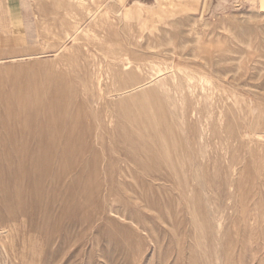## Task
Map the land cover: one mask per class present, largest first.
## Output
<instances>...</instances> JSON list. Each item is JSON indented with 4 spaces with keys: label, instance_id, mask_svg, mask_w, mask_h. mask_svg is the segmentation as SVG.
<instances>
[{
    "label": "rangeland",
    "instance_id": "374dc122",
    "mask_svg": "<svg viewBox=\"0 0 264 264\" xmlns=\"http://www.w3.org/2000/svg\"><path fill=\"white\" fill-rule=\"evenodd\" d=\"M11 112L0 264H264L259 0H0Z\"/></svg>",
    "mask_w": 264,
    "mask_h": 264
},
{
    "label": "bare ground",
    "instance_id": "6f19581e",
    "mask_svg": "<svg viewBox=\"0 0 264 264\" xmlns=\"http://www.w3.org/2000/svg\"><path fill=\"white\" fill-rule=\"evenodd\" d=\"M259 4H260V7L262 9H264V0H259ZM5 116H7L8 118L0 119V136L3 138L4 144L7 141V144H5V145L2 144L3 150H4V152L2 153L3 157L7 160L10 159L11 156H9L8 153L13 151V153H14L13 155L15 156V160L19 159V161L21 162V163L19 162L20 163L19 167H20V170L23 171L22 173H23L24 177H28L32 167H31V163H30V165L26 166L25 160L27 159V162H28V160L31 161L32 158H34V156L36 157V151L40 150V148L43 146L44 141H41L40 139L39 140L36 139L34 136V132H28V134L25 132L27 130V128H29L26 125V123L27 124L30 123V121H29L30 117H28L29 116L28 114H27V116L25 114V116L22 117L23 115L19 114L18 112L17 113L11 112ZM39 135H41V134H39ZM6 147L9 148L8 151H7ZM34 168L32 170H34ZM8 178H9V176H8ZM18 178H20V177H18ZM27 193H29V191ZM8 201H10V199ZM21 201H23V200L20 199L18 202H21Z\"/></svg>",
    "mask_w": 264,
    "mask_h": 264
},
{
    "label": "crops",
    "instance_id": "0c3cea01",
    "mask_svg": "<svg viewBox=\"0 0 264 264\" xmlns=\"http://www.w3.org/2000/svg\"><path fill=\"white\" fill-rule=\"evenodd\" d=\"M9 4H10V15H11V17H13V18H15V19H17L18 17H19V9L18 8H16L15 6H14V3H12V2H9L8 3V7H9Z\"/></svg>",
    "mask_w": 264,
    "mask_h": 264
}]
</instances>
